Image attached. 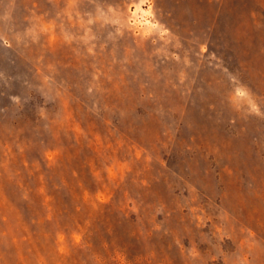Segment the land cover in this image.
<instances>
[{
	"label": "rangeland",
	"instance_id": "1",
	"mask_svg": "<svg viewBox=\"0 0 264 264\" xmlns=\"http://www.w3.org/2000/svg\"><path fill=\"white\" fill-rule=\"evenodd\" d=\"M0 264H264V0H0Z\"/></svg>",
	"mask_w": 264,
	"mask_h": 264
}]
</instances>
